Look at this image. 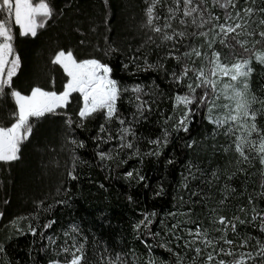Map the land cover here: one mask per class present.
<instances>
[{"label":"trees","instance_id":"1","mask_svg":"<svg viewBox=\"0 0 264 264\" xmlns=\"http://www.w3.org/2000/svg\"><path fill=\"white\" fill-rule=\"evenodd\" d=\"M48 3L53 8V14L43 27L38 28L35 37L20 36L14 16L9 20L15 36V53L20 57V66L12 78V89L30 95L32 88L39 86L59 93L67 82V76L53 60L59 50H71L78 59L99 58L109 63L113 68V78L119 80L122 86L139 84L141 98L151 104V111L145 110L143 117L138 116L133 121L136 94L131 91L123 94L118 107L126 120L132 122L134 135L125 134V140L133 143L131 149L119 147L118 124L108 126L117 138L103 142L93 139L97 135L98 124L102 122L99 119L85 121L82 128L75 124L69 128L65 123V113L78 121V93H73L69 105L58 110L57 114L31 118L33 131L22 142L19 158L11 162L0 161V244L7 252V255L0 253V264H48L50 259H62L63 254L57 256V245L64 242L63 233L70 230L73 224L81 229L82 235L77 239L84 242V237H87V264H101V253L106 264L108 253L104 252L105 247L109 252L128 253L127 258L133 264H146L150 256H154L157 264L161 260L175 264V256L157 245L163 243L167 230L177 222L179 228L176 232L185 239H190L185 229L199 226L202 232H207L208 239L218 242L214 245L216 259L231 262L238 259L241 253L252 251L255 239L249 240L244 247L240 244L247 236L264 240L259 216L252 221L254 207L256 212L264 214V165L259 162L255 151L250 153L253 157L250 162L237 163L241 158L235 151V142L242 130L225 135L227 125L217 128L210 123L207 107H202L194 118L189 117L187 132L174 129L173 125L183 114V105H176L174 97L188 93L186 85L195 79L191 69L201 67L203 55L199 58L194 54L185 57L184 52L196 49L205 53L206 41L214 39L215 43L209 51L220 52L221 61L231 64L236 60L251 59L257 50H264V44L254 45V38L247 35V32L258 33L264 28L260 24L264 13L257 11L249 17L243 11L246 7H264V0H255V4L252 0H236L235 9L232 5L227 8H222L220 3L214 5L213 0H193L192 6L199 5L200 10L189 17L183 16L181 0V7L174 18L168 12L169 7L176 8L173 0H157L154 12L159 19L154 22L161 26V33L142 27L147 19L146 9L152 0H108L107 4L104 0H48ZM201 11L204 20L210 21L203 27H199ZM237 11L243 20L235 18ZM209 13L212 17H219V20H210ZM229 15L235 18L236 23L247 21V24L229 33L224 38L225 43H221L223 34L214 36V33H220V29L213 25L229 22L226 19ZM165 17H169V28L163 27ZM193 17L196 18L195 24L192 23ZM2 18L5 14L0 13ZM181 19L186 22L181 24ZM179 32L185 35L163 39L164 33L173 35ZM200 32H207L208 36H200ZM237 33L241 35L237 36ZM149 36L155 42L145 44ZM105 37L107 44L120 51L105 56L102 51L107 47ZM255 39H259L258 35ZM81 40L85 43L81 44ZM238 40L247 43L241 47ZM141 45H144L141 51L136 52ZM168 52L174 55L168 56ZM145 54L149 63L163 64L164 67L137 70L129 63L130 56ZM176 56L180 57L179 61ZM13 58L9 57L10 60ZM137 62L143 64L142 59ZM124 63H129L128 69L123 68ZM185 64L190 69L188 76L179 85L174 84L171 73L176 71L179 74ZM249 67L252 69L247 78L249 95L264 101V64L252 60ZM12 89L6 88V94L0 97V124L5 126L14 122L11 113L15 104L9 94ZM202 92L203 88L196 89L197 95ZM130 99L132 102H129ZM209 99H212L210 89ZM79 103L82 104V100ZM253 108L259 112L258 127L264 129V103H255ZM167 117L171 119L165 123ZM165 129L169 133L168 143L159 149L158 155H146L157 148L149 141L163 140ZM72 137L83 140L84 146L72 145ZM192 141L195 143L188 147ZM73 150L78 157L76 180L67 176ZM245 150L248 151L247 147ZM97 151L107 152L112 158L102 161ZM169 160L173 163H168ZM189 169L195 179L189 174ZM128 172L133 173L132 177L126 175ZM139 175H143L144 180H139ZM185 177L187 188L183 187ZM60 200L67 203H58ZM40 201H43L42 205ZM49 205L50 210H46ZM152 212L156 215L151 230L160 235L153 236L143 228L136 231L134 226L144 218L143 214ZM221 215L236 225L235 232L230 224L218 222ZM18 217L23 219L18 220ZM49 220L56 223L50 228H43ZM240 220L246 223L241 224ZM29 225L37 229L35 236ZM225 228L226 232L220 231ZM48 237L56 243L51 244ZM221 237L236 243L225 244ZM67 239L70 244L71 237ZM180 243L183 245V241ZM197 243L204 251L195 257V264H203L207 253L213 252V247L205 248L199 240ZM172 247L175 248V244ZM220 247L225 249L224 253L219 252ZM229 248L233 251L231 256L226 254ZM176 251L180 253L183 264H193L194 251L183 247ZM213 264H216L215 260Z\"/></svg>","mask_w":264,"mask_h":264},{"label":"snow or ice","instance_id":"2","mask_svg":"<svg viewBox=\"0 0 264 264\" xmlns=\"http://www.w3.org/2000/svg\"><path fill=\"white\" fill-rule=\"evenodd\" d=\"M107 4L108 0H104ZM176 4V8L173 9L169 7L168 12L172 14V18L175 16V12L178 11L181 7V0H173ZM203 2V0H202ZM247 2V0H246ZM157 0H152L150 6L146 9V21L142 24V27L149 28L150 31L154 33H161L162 28L159 24H156L154 21L159 19L154 12L155 4ZM219 3V0H213V4ZM252 3L255 4V0H252ZM231 4L235 9L236 0H225V3L220 4L221 7L227 8ZM193 0H182L183 6V16L189 17L193 13L200 10L199 5L193 7ZM244 14L251 17L254 12L264 13V7L259 9L254 7L244 8ZM0 13L5 14V18L0 19V97H3L5 89H12L13 76L16 75V71L20 66V57L15 53L13 46V41L15 39L12 27L9 24L10 18L14 16L15 25L19 26V35L20 36H33L37 35V29L44 26V23L47 19L51 18L53 14V8L48 3V0H0ZM210 20L212 18L219 20V17H212V14L209 13ZM235 18L238 20H243L239 11L235 13ZM169 17H165L164 28H169L171 25L167 23ZM227 20H232V16H226ZM186 21L184 19L180 20L181 24H184ZM210 21H205L203 18V11H201V20L199 27H203L205 23ZM192 23H196V18L193 17ZM247 21L243 23L237 22L235 24L226 23V24H214L213 27H219L220 33H214V36H219L221 33L223 36L220 39L221 43H225V37L229 33L236 32V29H242L246 26ZM260 24L264 25V17H261ZM179 35L183 37L184 32L173 33V35H168L164 33V40L173 39L174 35ZM200 36H208L207 32H200ZM241 33H237V36ZM248 36L253 37V44H264V28H262L258 33L255 31L247 32ZM258 35L259 39H255ZM152 42L154 43L153 37L149 36L145 41V44ZM241 47H243L247 41L238 40L237 41ZM81 44L85 43L84 40L80 41ZM105 43L107 44V37H105ZM208 47L211 49L212 45L215 43L214 39H209L206 41ZM144 45L138 46L136 52H140L141 48ZM234 47L233 45H229ZM159 47V45H157ZM248 51L247 48L244 49ZM105 56H111L114 53L119 52L120 50L111 44H107V47L102 49ZM194 54L196 57H201L202 55L207 57V53H202L196 49H192V52H184L185 57H189ZM168 56H173V52H168ZM220 52L212 50L211 59H209L210 68L208 69V74L206 75L203 67L191 69L195 73V79L191 83H187L188 93L184 95L176 94L174 97L176 105H183V114L173 125L174 129L177 131L183 130L188 131L189 117L194 118L198 111H202V107H207L208 116L207 119L210 123L214 124L217 128H225V135L233 133L236 130H242L241 135L236 138L235 151L239 154L241 160H238L237 163L241 162H250L253 158L250 153L255 151L259 156V162L264 165V129L258 127L256 121L259 114L258 110L253 108L255 103H264V101L259 100L255 96H250L248 92L249 85L246 79L252 69L249 67V60H237L236 63H223L220 58ZM9 57H14L9 59ZM177 61L180 60L179 56L175 57ZM129 63L135 65L137 70L143 68L147 70L149 68L153 69H162L163 64L153 65L149 63L147 55L138 57L130 56ZM143 60V64L138 63L137 61ZM260 63H264V55L257 57ZM53 63L59 64L64 73L67 76V82L63 86V90L59 93L56 91H46L43 88L37 86L32 88L31 95H24L19 90L12 89L10 91V96L14 100L15 110L11 113L14 117V122L10 126H5L0 124V161L2 162H11L19 158L18 153L20 152V146L24 140H26L33 131V124L31 118H41L46 114H57V109L66 108L71 99L73 93H78V112L79 117L78 121H74L71 115L67 116L65 123L71 128L73 124L76 127H84L85 121L89 119H99L102 122L98 124L97 135L93 139L97 141H107L116 139V136L112 134V128L108 127L112 124H118L119 128L117 129V134L120 140L119 147L121 148H133V143L131 141L125 140V134H132L131 124L126 120V118L120 113L118 104L123 98L124 93L132 92L135 93L136 103V112L133 113V121L137 117H143L144 111H151V104L141 98L140 93L142 88L139 84L135 85H123L121 82L113 78V68L107 62H102L99 58H88V59H78L71 50L65 51L63 49L59 50L55 55ZM129 63H124L123 68L128 69ZM190 69L187 64L183 66L182 71L178 74L176 71L171 73L172 82L179 85L188 76ZM229 78L232 82H238L242 86H237L235 83L224 82V78ZM218 83H222V89L218 90ZM203 88V92L200 95L196 94V89ZM209 89L214 99H209ZM221 93L225 100L229 103H225L222 107L225 109L223 114H214V109L219 105L215 103L216 100L220 99ZM82 100V104H80ZM129 102H132L131 99ZM171 117H167L165 123L170 120ZM246 133V135H245ZM106 134V135H101ZM168 130H164V138L161 140L157 138L155 140H150L149 143L157 146L155 150H152L146 155H158L159 149L168 143ZM255 134V136H254ZM70 143L77 147H83L84 141L77 140L76 138H70ZM195 141L188 144V147H192ZM247 147L248 151L245 150ZM139 154V149L136 150ZM100 159L103 161L105 158L111 159V155L104 151H97L96 153ZM78 157L75 156L73 150V160L71 168L67 170V176L72 180L78 179L76 172V160ZM168 163H173L172 160H169ZM195 167V165H192ZM198 170V169H197ZM243 171V169H241ZM189 174L192 175V178L195 179V175L191 173L189 169ZM128 177H132L133 173L128 172L126 174ZM213 176L216 177V173H213ZM231 178V177H229ZM139 180H144L143 175H139ZM103 186V185H101ZM183 187L187 188V177L184 178ZM264 195V194H262ZM249 201L252 202V198H249ZM58 203H67L66 200H60ZM40 204H43V201H40ZM51 206H48L50 210ZM241 211H244L241 209ZM2 215V214H0ZM144 218L140 220L135 226L136 231H140L143 228L145 231L150 232L153 236L160 235L158 232H153L151 230V225L153 223V218L156 213H145L143 214ZM169 215L175 216V213H169ZM260 217L259 228L261 232H264V214L256 212L255 207L253 208L252 221H256L257 217ZM23 219V217H18ZM234 219H239V217H234ZM218 222L221 224H230L232 231H236V225L231 221H226L224 216L218 217ZM56 223L55 220H49L42 227L50 228ZM241 224L246 223L244 220H240ZM15 226V221H13ZM18 227V226H17ZM179 228V222L172 224L171 228L167 230V237L163 243H159L157 246L164 249L168 253L175 256V264H183V260L180 258V253L176 251L181 247L194 251L195 256L193 257V264H195V257H198L202 254L204 249H202L197 240L202 243L205 248L212 246L213 252H208L207 257L204 260L203 264H213L215 260L216 264H248L250 261L251 264H264V240L260 238H253L251 236L245 237L240 247H244L249 244V240L255 239V244L252 245V251L247 253H241L238 259H234L231 262L225 261L223 259H216L214 255L215 243L208 239L207 232L200 229L197 226L195 229L187 228L184 231L187 232L190 239H185L183 236L178 235L176 230ZM19 230V229H18ZM29 230L35 236L37 234V229L29 225ZM220 231H227V229H220ZM75 233L76 235H72ZM66 238L64 242L60 245H57V256L63 254V258L50 259L48 264H87L86 261V249L85 242L87 237H84V242H81L77 239L78 236L82 235L79 225L73 224L70 226V230H66L63 233ZM43 237V233L41 232ZM68 237H71V243L68 242ZM51 244H55V240L52 237H48ZM225 244L233 245L236 241L232 239H227L226 237H221ZM180 241H183L181 245ZM175 244V248L172 245ZM105 253H108L106 264H133L132 261L128 260V253L124 252H109L108 248L105 247ZM220 253H224L225 249L223 247L219 248ZM0 253L7 255L6 249L2 244H0ZM227 255H232L233 251L229 248L226 252ZM135 257V253L133 252ZM138 260L139 258L136 257ZM101 264H104L105 256L103 253L100 255ZM11 264V262H9ZM146 264H157L154 256H150L146 261ZM160 264H167L166 261L161 260Z\"/></svg>","mask_w":264,"mask_h":264},{"label":"rangeland","instance_id":"3","mask_svg":"<svg viewBox=\"0 0 264 264\" xmlns=\"http://www.w3.org/2000/svg\"><path fill=\"white\" fill-rule=\"evenodd\" d=\"M219 3L220 4H223V3H225V0H219ZM231 4H229L228 6H230ZM222 8H224V7H222ZM226 23H232V24H235L236 23V20H235V18H233L232 20H229V22H225L224 24H226ZM210 50V48L207 46V48H206V52L205 53H207L208 55H207V57H205V56H203L202 57V59L200 60V63H201V67H203L204 68V70H205V73H206V75L208 74V69L211 67L210 66V64H209V59H211V53L212 52H210L209 51ZM260 55H264V50H257L254 54H253V56H252V58L251 59H246V60H249L250 62L252 61V60H254V61H256V62H259L258 61V59H257V57L258 56H260ZM237 62V60L236 61H234V62H232V63H236ZM262 64H264V63H262ZM57 65H59V64H57ZM60 66V65H59ZM249 66H250V63H249ZM61 67V66H60ZM62 68V67H61ZM62 70H63V68H62ZM66 74V73H65ZM248 78V77H247ZM247 78H241L242 80L243 79H246L247 80ZM224 82H230V83H235V84H237V86H242L240 83H238V82H232V81H230L229 80V78H227V77H225L224 78ZM218 90L219 89H222V87H223V84L222 83H218ZM212 99H214V97L212 96ZM211 99V100H212ZM215 103L217 104V105H219L217 108H215L213 111H214V114H217V115H219V114H223L224 112H225V109L222 107V105H224L225 103H229L227 100H225L224 99V97H223V94L221 93V95H220V99L219 100H216L215 101ZM58 110H60V109H57V111ZM207 116H208V109H207ZM208 120V119H207ZM259 220H260V217H259Z\"/></svg>","mask_w":264,"mask_h":264},{"label":"built area","instance_id":"4","mask_svg":"<svg viewBox=\"0 0 264 264\" xmlns=\"http://www.w3.org/2000/svg\"><path fill=\"white\" fill-rule=\"evenodd\" d=\"M261 231V230H260ZM263 233V235H264V232H262Z\"/></svg>","mask_w":264,"mask_h":264},{"label":"clouds","instance_id":"5","mask_svg":"<svg viewBox=\"0 0 264 264\" xmlns=\"http://www.w3.org/2000/svg\"><path fill=\"white\" fill-rule=\"evenodd\" d=\"M29 36H31V35H29Z\"/></svg>","mask_w":264,"mask_h":264},{"label":"crops","instance_id":"6","mask_svg":"<svg viewBox=\"0 0 264 264\" xmlns=\"http://www.w3.org/2000/svg\"><path fill=\"white\" fill-rule=\"evenodd\" d=\"M31 95V94H30Z\"/></svg>","mask_w":264,"mask_h":264}]
</instances>
